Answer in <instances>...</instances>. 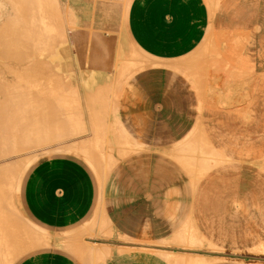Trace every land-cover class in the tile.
<instances>
[{
  "label": "crops",
  "instance_id": "0c3cea01",
  "mask_svg": "<svg viewBox=\"0 0 264 264\" xmlns=\"http://www.w3.org/2000/svg\"><path fill=\"white\" fill-rule=\"evenodd\" d=\"M127 8L145 63L107 95L124 134L109 171L72 151L35 158L0 196V264H264V0Z\"/></svg>",
  "mask_w": 264,
  "mask_h": 264
},
{
  "label": "bare ground",
  "instance_id": "6f19581e",
  "mask_svg": "<svg viewBox=\"0 0 264 264\" xmlns=\"http://www.w3.org/2000/svg\"><path fill=\"white\" fill-rule=\"evenodd\" d=\"M61 1L64 0H0V196L6 202L13 195L24 170L39 155L38 150L33 153L31 150L37 138L41 137L46 145L61 140L59 149L76 152L89 159L94 167L101 170L102 175L109 171L103 164L105 156L114 149L113 140L119 143L124 138L118 125L107 122L109 116L107 117L103 108L109 99L104 100L102 93L106 91L108 84H112L113 79L111 82L110 79L116 66L114 61L116 59V63H119L118 57H122L125 50L122 45L118 48L114 45L116 36L110 38L112 45H105L100 37L91 41L88 38L87 42L81 44L76 42L75 54L79 62H82V73L77 74L68 49L67 31L73 30L77 39L87 31L81 29L84 27L80 20L70 19L68 22L69 16H74L71 12L75 9L72 6H62ZM76 16L77 14L75 18ZM87 45L90 46L87 48ZM127 53L132 54L130 51ZM126 65L128 69V64ZM139 68L141 67L132 65L129 76ZM123 70H118L121 79V73H125ZM78 76L80 77L77 78ZM116 77L115 75L114 79ZM120 77L117 80L122 82ZM117 84L120 85L118 82ZM77 87L82 88V94ZM95 123L101 125L96 127ZM89 130L90 138L85 136L89 139H71ZM106 134L105 140L101 139ZM108 135L112 142H109ZM66 138L70 140L62 142ZM0 205H3L2 202ZM190 237L187 235L186 238ZM45 238L43 241L49 243V235ZM161 254L173 264L203 263L199 256L185 260L186 258L175 256L171 252ZM12 260L5 261V264H11Z\"/></svg>",
  "mask_w": 264,
  "mask_h": 264
},
{
  "label": "rangeland",
  "instance_id": "374dc122",
  "mask_svg": "<svg viewBox=\"0 0 264 264\" xmlns=\"http://www.w3.org/2000/svg\"><path fill=\"white\" fill-rule=\"evenodd\" d=\"M61 4H63L62 6H65V7L72 6L73 9H75V11L71 10V11H73L71 13H74L73 14L74 16H72V17L69 16V19L66 18L68 20V22L71 21L70 19L80 20L82 22L81 23V26L84 27V28H81V29L87 31L84 34H81L82 36L80 37V39H77V37H75L76 35H75V33H73L74 32L73 30L68 29V31H67L68 40H69V45H68L69 48L68 49H69V53L71 54L72 63L74 65V68L76 69V73L77 74L81 75V73H82V71H80V69L82 67L81 66V63L82 62L81 61L79 62V60L77 59L76 54H75L76 48H74L75 45H72V42H75V44H76V42L78 44H81V42H87L88 38H90V41H91V40H97L100 37L101 40H104L105 41V45H112L113 42L111 43V41H112L111 39H112V37L116 36L117 37V40H116V37H114L115 38V44L114 45H116L117 48L122 45L123 49L125 50V51L123 50L124 51V54H122V57L121 56L118 57L120 59V62L119 63H116V59L114 61V64H116V66L114 68L116 70L114 69V73H112L113 74L112 75L113 82H112V84L110 83L112 86L108 84L107 88H105L106 91L104 93H102V95L104 94V96H105V97H103L104 100L105 99L108 100V98H106L108 94H110L113 97H115L118 94L119 89L122 86L121 83L123 84V82H125V80L129 77V74L131 73V72H129L130 71L129 69H131L132 65L134 67H141L145 63V61H143L144 56H142L134 48L133 49H132V47H131V49L128 48V46H130V45H127V44H129L130 42L127 39V37H125V35L123 36V32H124L123 26L125 24L124 23L125 22V19H126L125 16L127 15L126 13L128 11L127 10L128 9L127 6L129 7L130 0H112V1L111 0H108V1L107 0H101V1L100 0H64V1H61ZM76 10H77V12H76ZM65 12L68 13V11H66V9H65ZM123 13H124V16H122ZM76 14H77V16L75 18V15ZM123 17H125V18H123ZM104 26H111L112 28H115L117 30L116 35H110V36L107 35V36H105L103 34V27ZM68 27H69V25H68ZM91 27L94 28V29L92 30ZM90 29L92 30V33H91V30ZM108 42H110V43H108ZM117 43H119V44H117ZM89 46L90 45H87L86 47L88 48ZM129 51L132 54H128L127 52H129ZM72 54L74 55V57H72ZM85 56L87 57L88 56V53H86ZM141 61H143V62H141ZM75 64H76L77 67L75 66ZM121 64H123L122 66H124L126 68L122 67ZM126 64H128V69H127V65ZM78 66H79V68H78ZM85 66H87V64H85ZM119 67H120V69H118ZM122 68L125 69V70H123ZM118 70H120V71L123 70V72H125V73H121L122 79L120 77V72ZM127 70H128V72H127ZM78 71H80V72H78ZM115 71H116V73H115ZM117 72H119L118 73L119 75L117 74ZM125 74H126V76H125ZM115 75L117 77L119 76L120 77L119 80H122V82L117 80L119 77L118 78L116 77V79H114ZM79 77L80 76H78L77 78H79ZM112 79H110V82L112 81ZM117 82L120 85H118ZM113 86L115 88H113ZM118 87H120V88H118ZM77 88L79 90V93L82 94L81 93L82 92V88L81 87H80L81 89L79 87H77ZM80 90H81V92H80ZM94 94H97V93H93V95ZM84 97L85 96H83V102H84V99H85ZM108 103L109 102H107V104ZM105 108H106V106H105ZM106 114H107V110H106ZM107 120H108L107 122H110L111 123V121H112L113 124L116 123V121H114L115 120L114 118L109 119V117H108ZM95 124H96L95 125L96 127H97V125H98V127H99V125H101L100 123H95ZM92 125L94 126V123ZM100 130H98V131L100 132ZM29 131L31 132L32 130H29ZM101 133H102V131H101ZM85 136H89V138H90V130L89 131H86L83 134L82 133L81 134H78V135L74 136L71 139L72 140L74 139L75 141H76V139H77V141L78 140H84L85 138L89 139L88 137H85ZM81 137H82V139H78V138H81ZM83 137H85V138L83 139ZM101 139H103V138H101ZM68 140H70V139H67L66 138V139H64V141L62 140V142H65V141H68ZM35 143H36L35 146L32 147L31 150H32V153L33 152H36V150H38L37 151V153L39 152V155L38 156L43 155V154H46V153L62 151V149H59L58 148V145H61V140L60 141L57 140L54 143H51V144H47L46 145L45 142H42V138L41 139L37 138V141ZM124 146L125 145H123L122 147H124ZM122 155L123 154L119 150V152H116L115 153L114 158L117 159L119 156H122ZM38 156H36V157H38ZM126 242H128V241H126ZM162 244H165L166 246H168V245L173 246L175 243L163 242ZM179 244L181 245V243H179Z\"/></svg>",
  "mask_w": 264,
  "mask_h": 264
}]
</instances>
